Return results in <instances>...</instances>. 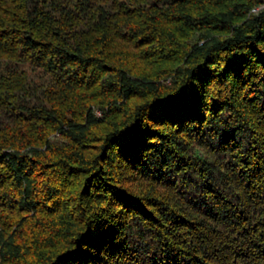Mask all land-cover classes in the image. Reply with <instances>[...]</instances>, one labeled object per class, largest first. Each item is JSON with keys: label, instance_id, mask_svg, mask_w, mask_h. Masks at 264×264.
Returning <instances> with one entry per match:
<instances>
[{"label": "trees", "instance_id": "1", "mask_svg": "<svg viewBox=\"0 0 264 264\" xmlns=\"http://www.w3.org/2000/svg\"><path fill=\"white\" fill-rule=\"evenodd\" d=\"M261 4L0 0V264H264Z\"/></svg>", "mask_w": 264, "mask_h": 264}, {"label": "rangeland", "instance_id": "2", "mask_svg": "<svg viewBox=\"0 0 264 264\" xmlns=\"http://www.w3.org/2000/svg\"><path fill=\"white\" fill-rule=\"evenodd\" d=\"M263 8H264V4L258 5V6H256V7L252 10V12H253V13H258V12H260ZM96 113H97V116H98V117H101V116H102V113H101L99 110L96 111Z\"/></svg>", "mask_w": 264, "mask_h": 264}]
</instances>
